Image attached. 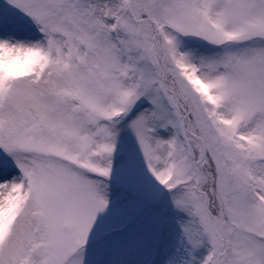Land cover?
<instances>
[{"label":"snow or ice","instance_id":"1","mask_svg":"<svg viewBox=\"0 0 264 264\" xmlns=\"http://www.w3.org/2000/svg\"><path fill=\"white\" fill-rule=\"evenodd\" d=\"M0 264H264V0H0Z\"/></svg>","mask_w":264,"mask_h":264}]
</instances>
